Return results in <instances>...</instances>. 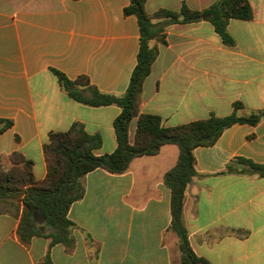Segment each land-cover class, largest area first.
<instances>
[{
  "label": "crops",
  "instance_id": "1",
  "mask_svg": "<svg viewBox=\"0 0 264 264\" xmlns=\"http://www.w3.org/2000/svg\"><path fill=\"white\" fill-rule=\"evenodd\" d=\"M217 0H148L146 9L204 10ZM253 18L232 19L234 45L213 25L169 23L166 43L144 83L141 114L174 127L263 113L257 125L235 124L212 146L194 150L196 176L186 190L184 223L191 248L210 264H264V176L246 173L238 159L264 164V0H249ZM130 0H0V158L12 166L21 153L36 180L47 177L44 146L52 132L82 123L102 137L97 156L118 146L116 105L91 107L68 96L51 69L71 80L89 78L100 92L126 93L138 63L140 29L126 16ZM138 118L131 122L130 143ZM2 127V125H0ZM180 157L177 145L135 158L126 172L104 169L84 179L85 195L73 203L71 248L46 236L24 242L18 229L22 201L0 200V264H182L172 230L171 190L165 175ZM49 233V231H46Z\"/></svg>",
  "mask_w": 264,
  "mask_h": 264
},
{
  "label": "trees",
  "instance_id": "2",
  "mask_svg": "<svg viewBox=\"0 0 264 264\" xmlns=\"http://www.w3.org/2000/svg\"><path fill=\"white\" fill-rule=\"evenodd\" d=\"M148 0H130L124 9L126 16H136L140 29V50L129 87L122 96L100 92L86 76L71 80L64 73L51 69L62 89L73 100L91 107L116 105L121 108L114 122L117 149L97 156L102 147V137L86 132L82 123H74L67 132H52L44 146L48 165L47 177L38 181L33 163L21 153L11 156L12 166L6 167L0 158V200L22 201L24 213L18 233L27 242L34 236H46L51 244H63L71 248L75 242V224L69 219L73 203L85 195L84 179L97 170L104 169L112 174L127 171L130 163L138 157L155 156L167 144L177 145L180 157L177 165L165 175V184L171 190L172 230L180 239L182 264H210L198 257L191 248L188 230L184 223V201L186 190L196 176L194 150L200 146H212L223 132L235 124L257 125L263 113L240 117L235 111L226 117L212 115L206 120L166 127L161 117L140 113L144 83L152 72L159 55L158 44L166 43L165 28L169 23L210 22L224 44L234 45V38L228 32L232 19L251 20L253 11L249 0H217L204 10H192L183 4L179 11L160 9L148 13ZM138 118L136 137L130 143L131 122ZM0 134L12 127L10 120L0 119ZM248 169L246 173L264 176V164L238 159ZM49 231V233H46Z\"/></svg>",
  "mask_w": 264,
  "mask_h": 264
}]
</instances>
